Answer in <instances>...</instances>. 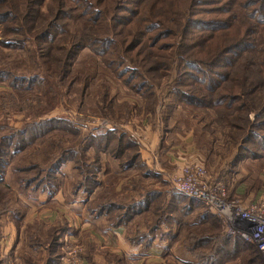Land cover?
<instances>
[{"label": "rangeland", "instance_id": "1", "mask_svg": "<svg viewBox=\"0 0 264 264\" xmlns=\"http://www.w3.org/2000/svg\"><path fill=\"white\" fill-rule=\"evenodd\" d=\"M43 8L44 5L42 11ZM66 22L67 31L78 33L79 21ZM19 25L26 29L28 23ZM9 26L16 27L15 23ZM3 29L0 23V240L4 248H0V258H9L6 264H105L107 260L114 264H188L185 260L208 264L203 256H207L210 241L197 245L198 231H209L204 236L215 239L214 244L223 241L224 236L236 237L226 232L222 220L201 201L177 191L169 176L184 164H199L211 181L221 182L229 201L260 205L264 199V155L235 163L240 136L226 125L222 118L226 116L210 107L177 102L171 92L177 62L173 50H168L173 65L169 63L166 69L148 75L154 92L149 96L125 85L124 78H130V73L118 77L113 72L117 69L104 66L100 56L88 47L81 48L69 69L62 73L61 52L46 54V58L40 55L34 38L36 27L28 32L25 43L13 37L18 32L5 38L7 29ZM260 32L264 34L263 30ZM13 39L23 44L8 46L6 41L15 42ZM161 39L159 44L164 43L163 47L175 42L172 37ZM126 55L130 58V54ZM56 115L69 123L43 131L52 124L32 127L34 122ZM250 117L253 119L252 114ZM113 128L118 129L116 134L124 131L135 144L117 146L115 138L97 136ZM4 137L10 138L5 144L24 145L10 154V147H3ZM170 144L178 147L174 152L176 159L173 157L171 162L164 155L161 160ZM122 147L130 150L120 154ZM135 151L139 160L132 158ZM193 151L201 155L205 165L187 160ZM142 153L144 157H140ZM59 158L63 160L57 164ZM141 159L148 161L149 166L143 165ZM91 172L92 183L89 178L85 180L90 187L94 185L90 188L94 193L89 196L91 192L78 185ZM129 178L144 190V195H151L145 204L148 211L140 216L143 220L145 215L149 217L145 230L119 229V237L112 231L106 234L105 227L111 222L98 227L90 220L102 214L97 208L101 204L137 203L134 199L123 201L126 197L121 189ZM238 181L241 183L235 186ZM246 183L260 194L248 200L245 195L235 194ZM89 206L96 208V215L89 212ZM108 210V206L104 207L103 216L111 220L120 212ZM200 216L210 218L206 224L210 227H192L191 223ZM7 224L19 231L14 240L18 238L20 242H13L5 251L9 240L3 237L4 243L1 237ZM126 234H130L127 239L133 247L140 244L138 250L133 249L136 254H129L125 243L121 247L120 237ZM162 240L166 245L158 247ZM249 245H244L243 250L248 258L241 257L240 250L241 258H210L209 264H224L226 260L228 264H247L249 260L251 264H264L256 247ZM187 246L195 247L196 254ZM57 258H61L59 262Z\"/></svg>", "mask_w": 264, "mask_h": 264}, {"label": "trees", "instance_id": "2", "mask_svg": "<svg viewBox=\"0 0 264 264\" xmlns=\"http://www.w3.org/2000/svg\"><path fill=\"white\" fill-rule=\"evenodd\" d=\"M70 20L80 22L78 33L67 31L66 21ZM23 21L28 23L26 29L19 25ZM0 23L4 31L7 29L5 38L18 32L13 37L24 43L29 38H26L28 32L36 27L34 38L40 55L61 52L62 73L69 69L79 50L88 47L100 56L104 66L117 69L111 71L118 77L130 73V78H124L125 85L149 96L154 92L148 75L166 69L169 63L173 65L174 59L168 52L173 50L177 62L176 81L171 92L177 102L197 108L210 107L226 116L222 117L226 125L240 136L235 163L246 157H263L264 34L260 31H264V0H0ZM11 23L16 27L9 26ZM57 35L62 36L56 38ZM163 37L174 38V44L163 47L164 43L159 44ZM13 40L15 42L9 40L6 44L18 47L23 44ZM125 54H130V58ZM125 63L132 69H126ZM84 84L87 86V82ZM62 123L69 122L56 115L34 122L32 127L52 124L43 131L59 128ZM28 125L30 123H26ZM117 130L108 129L97 136L115 138L117 146L132 145L126 133L116 134ZM5 140L10 142V138L4 137L2 141L4 149L10 147V154L24 145L5 144L8 143ZM129 150L122 147L120 154ZM136 152L132 158L138 159ZM63 159L59 158L57 164ZM88 178L92 183L94 173L85 176L78 186L91 192L94 185L90 187L85 181ZM107 206L108 211H120L114 216L112 225L115 227L127 223L137 210L136 202L127 206L108 202L99 205L98 212ZM240 241L247 243L238 236H224L221 245L214 247L215 251L210 246L207 256H202L232 258V248ZM223 242L229 250L223 248ZM201 244L204 243L198 238L197 245ZM194 248L187 246L196 254Z\"/></svg>", "mask_w": 264, "mask_h": 264}, {"label": "built area", "instance_id": "3", "mask_svg": "<svg viewBox=\"0 0 264 264\" xmlns=\"http://www.w3.org/2000/svg\"><path fill=\"white\" fill-rule=\"evenodd\" d=\"M169 179L177 191L201 201L220 218L227 233L254 245L264 260V199L260 205L247 206L237 200L229 201L221 182L211 181L206 169L195 163L184 164Z\"/></svg>", "mask_w": 264, "mask_h": 264}, {"label": "crops", "instance_id": "4", "mask_svg": "<svg viewBox=\"0 0 264 264\" xmlns=\"http://www.w3.org/2000/svg\"><path fill=\"white\" fill-rule=\"evenodd\" d=\"M163 141H164V138H163ZM159 146H161L162 147V145H159ZM174 146H172V144H170V147H169V149L165 152V154L164 153H162L161 154V160L164 158L165 159V157H164V155L166 156V158H169L170 159V161L171 162H173L176 158H175V153L174 152H176V148H178V147H174ZM179 150H181V149H179ZM138 151H140V150H138ZM194 153H196L195 151H193L192 153H190L191 154V156H189L188 158H187V160H192V161H195V162H199V163H201V164H204L205 162L201 159V155L200 154H198V155H196V154H194ZM140 157H144V154L142 153V155L140 156ZM175 158V159H172V158ZM141 161L143 162V165L144 164H146V165H148L149 166V164H148V161H145L144 159H141ZM177 164V162H174V164L173 165H176ZM205 165V164H204ZM179 167V166H178ZM163 170H168V169H166V168H162ZM132 170V169H131ZM241 183V181L239 182L238 181V183H236V185L235 186H239V184ZM115 184L114 185H112V189H114L115 188ZM241 188H242V190H237L236 189V191H235V194H238V195H240V194H242V195H245L246 196V198L245 199H251L252 197H255V196H258L260 193L258 192V190L257 191H255L254 189H252L247 183H246V187H244L243 185L241 186ZM121 191H123V196L124 197H126V199L125 200H123V201H128V200H130V199H134V200H136L137 201V206H136V211L134 212V215L129 219V221H127V223H125L124 225H119V226H116V228H114L115 226H113L112 225V222H113V220H111L109 217H104L103 216V212H105V211H102L101 213L102 214H97L96 215V208H92L91 206H89L88 207V209H89V212L90 213H95V215L97 216L95 219L93 218L92 220H90V221H95L96 222V226H98V227H100L101 225L102 226H104L105 224H108L107 222H111L110 224H108L106 227H105V233L106 234H108L107 232L108 231H112L113 233H115L116 235H118V237H119V234H117V230H119V229H124V228H126L127 229V231H130V230H133V229H136V230H140V231H143V230H145V222H148V220H149V217L147 216V215H145L144 216V218H145V220H143L140 216L142 215V214H144V213H146L147 211H148V207L147 208H145V204L148 202H150V200H151V195H147V192L145 193V195H144V190L143 189H141V188H139L136 184H132V182H131V178H129L128 179V184H126L125 186H123L122 187V189H121ZM92 193H94V192H91L90 193V195L89 196H91V194ZM159 192L157 191V194H158ZM159 195V194H158ZM264 196V195H263ZM83 200H85V199H83ZM87 202V200H85V203ZM82 204H84V203H82ZM147 209V210H146ZM108 214H109V212H108ZM98 215H100V216H103V218L104 219H101L100 218V216H98ZM99 217V218H98ZM138 217H140V218H138ZM210 218H208V217H205V216H200L199 217V219H197L194 223H191V225H192V227H194V228H199V227H201V228H203L207 223H208V220H209ZM137 223H136V222ZM207 221V222H206ZM69 224V223H68ZM162 226V225H161ZM176 227V226H175ZM206 227H210V226H208V225H206ZM160 229H161V227H160ZM169 229H171V228H168V230ZM211 228H209V230H210ZM18 233H19V231H18ZM17 232H16V230H15V228L13 227V225L12 224H7L6 225V228L4 229L3 228V231H2V239H3V237H5L7 240H9L8 241V244L9 245H5V251H7L8 249H9V247H11L12 246V243L14 242V244L15 243H19L20 242V239H15L14 240V237H15V235L16 236H18L19 237V235L20 234H18ZM207 233H209V231H203V230H200V231H198L197 232V234L198 235H195L197 238H201L202 239V241L203 242H207V243H209V241H210V246H214V247H219V245H221L220 244V242H217V243H215L214 244V241H215V239L213 240V238L212 237H208V236H204V234H207ZM167 234V232L165 233V235ZM192 234V233H191ZM130 234H126L125 236H123V237H120V239H121V247L123 246V243H125L126 245H127V248H128V250H130L131 252L129 253V254H136L135 252H134V250L133 249H136V250H138V246H140V244H137V245H135V247H133L132 245H131V243L128 241V239H127V236H129ZM178 235V234H177ZM179 236V235H178ZM5 238L3 239L4 240V243H5ZM158 241V240H157ZM167 241V240H166ZM166 241H165V243H166ZM245 242V241H244ZM228 243H229V246L230 247H232V245H231V243H230V241H228ZM238 244V246H236V247H234V248H232L233 249V253H232V258H241L242 256H243V258H248V256H245L244 254H245V252L243 251L244 250V248H245V246L244 245H249V244H247V243H243V242H239V243H237ZM16 245V244H15ZM158 245V247H164L166 244H164V240H162V242H160V244H157ZM251 245V244H250ZM249 245V246H250ZM229 246H227L224 242H223V248L224 249H227V250H229L230 248H229ZM3 247V245H2V242H1V240H0V248L1 249H3L4 250V248H2ZM35 248V247H34ZM39 250H43L41 247H37ZM255 249V248H254ZM242 251V253H241V257H239V254H240V252L239 251ZM256 250V249H255ZM34 252H36V250H33ZM257 251V250H256ZM258 252V251H257ZM43 253V252H42ZM227 253H225V255H226ZM258 254H259V256L262 258V256L260 255V253L258 252ZM163 255V254H162ZM161 255V256H162ZM3 256V255H2ZM2 256H1V258H0V264H6V262H8L10 259L9 258H2ZM7 257V256H6ZM192 258V257H191ZM163 259V258H162ZM206 260H207V262H209V260L206 258ZM185 262H187L188 264H191L192 262H191V260H185ZM238 262V260L236 259L235 260V263H237ZM246 263L247 264H251L252 262L249 260L248 262L246 261ZM105 264H114V263H111V260H107V262H105ZM224 264H228V262H227V260L224 262Z\"/></svg>", "mask_w": 264, "mask_h": 264}]
</instances>
